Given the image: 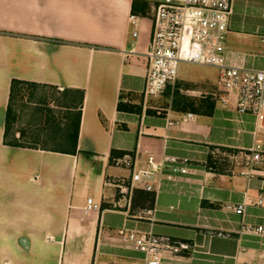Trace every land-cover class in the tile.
Instances as JSON below:
<instances>
[{"label": "crops", "instance_id": "obj_1", "mask_svg": "<svg viewBox=\"0 0 264 264\" xmlns=\"http://www.w3.org/2000/svg\"><path fill=\"white\" fill-rule=\"evenodd\" d=\"M131 5L0 0V264H141L121 230L187 244L160 264H264V237L242 231L264 226V160H250L256 146L264 157V129L236 112L213 67L180 65L173 86L136 101L151 19L137 17L133 39ZM225 50L236 64L264 68V0L232 1ZM13 79L83 91L73 154L3 143ZM120 101L141 110H120ZM34 131L28 123L9 137L29 141ZM149 156L187 159V173L152 171L158 190L148 192L131 176L149 169ZM211 158L223 172L207 168ZM88 199L99 209L85 211ZM242 203L244 216L227 209Z\"/></svg>", "mask_w": 264, "mask_h": 264}, {"label": "built area", "instance_id": "obj_2", "mask_svg": "<svg viewBox=\"0 0 264 264\" xmlns=\"http://www.w3.org/2000/svg\"><path fill=\"white\" fill-rule=\"evenodd\" d=\"M233 0H152L151 30L144 56L147 60V72L141 95L144 98H156L168 87L176 83L178 68L181 64L213 67L218 70V85L223 93L236 95V112L251 114L255 117L256 127L264 129V68L253 69L231 61L226 50L225 40L229 30ZM138 18L129 16L132 24V38L138 35ZM225 103V100H221ZM192 115L188 114V118ZM172 123H169L171 125ZM259 146L250 150L251 161H262ZM187 159L167 156L155 161L147 158L149 169L133 171L132 183L143 182L148 192L158 190L149 185L153 172L161 174L163 167L169 166L172 172L187 173ZM122 164L133 167L131 159ZM153 171V172H152ZM120 192L131 196V191L120 187ZM261 204V201L258 202ZM129 202L127 203V206ZM85 211L98 210L99 205L88 199ZM227 209L244 216V203ZM152 219L153 210L145 211ZM153 220V219H152ZM244 233L264 237V226H242ZM220 235V234H219ZM121 243L144 254L141 264H160L162 255L169 252L178 254L188 246L184 243H172L169 238L155 236L151 232L137 234L134 231H120Z\"/></svg>", "mask_w": 264, "mask_h": 264}, {"label": "trees", "instance_id": "obj_3", "mask_svg": "<svg viewBox=\"0 0 264 264\" xmlns=\"http://www.w3.org/2000/svg\"><path fill=\"white\" fill-rule=\"evenodd\" d=\"M150 5L151 2L148 0H132L131 14L140 18L151 19ZM24 87L33 88L34 90L37 88H50L54 90L56 94L53 98L55 106L49 107L46 104L43 110L35 108L37 109L36 112L38 113L39 119L30 122L35 131L32 133L31 140L26 141L28 142L27 145H23L21 139L15 137H11L12 139H10L9 137L11 136L12 127L16 118L14 110L15 101L21 89ZM82 102L83 91L81 90L63 89L62 91H59L52 86L16 79L11 80L8 105L6 109L3 143L8 146L28 148L40 147L42 150L73 154L76 150ZM187 102L188 101H186V103ZM34 105L35 107H38L41 104ZM118 109L127 112H139L141 110L140 106L130 103L123 104L121 101L118 104ZM21 137L22 135H20V138ZM221 167L222 163L217 162V160L212 158L207 163V168L218 173L223 172Z\"/></svg>", "mask_w": 264, "mask_h": 264}, {"label": "rangeland", "instance_id": "obj_4", "mask_svg": "<svg viewBox=\"0 0 264 264\" xmlns=\"http://www.w3.org/2000/svg\"><path fill=\"white\" fill-rule=\"evenodd\" d=\"M149 1L151 2L152 0ZM55 95V91L50 88H37L35 90L29 87L22 88L14 105L16 118L12 127V133H15L18 130L26 129L28 127V123L32 122V120L39 119L38 113L36 112L37 109L35 108L43 110L46 104L49 107L55 106V103L53 101ZM133 98L138 102H143L145 100L143 96H133ZM150 99L153 98H147V100ZM34 104L41 105L35 107ZM26 141L28 140H22V144L27 145L28 142Z\"/></svg>", "mask_w": 264, "mask_h": 264}]
</instances>
